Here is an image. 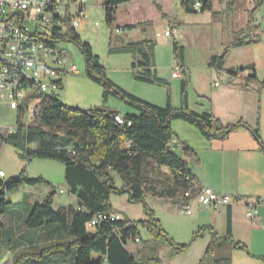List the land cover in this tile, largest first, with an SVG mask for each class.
Returning <instances> with one entry per match:
<instances>
[{
	"label": "rangeland",
	"instance_id": "rangeland-1",
	"mask_svg": "<svg viewBox=\"0 0 264 264\" xmlns=\"http://www.w3.org/2000/svg\"><path fill=\"white\" fill-rule=\"evenodd\" d=\"M181 1L133 0L122 3L115 8L113 20L108 24L102 1L87 0L86 16L77 34L82 42L90 45L92 53L104 67L105 75L115 86L160 107L165 105L167 98L173 108H179L181 105L180 82L183 76L178 79L171 77L173 71H179L172 52L173 38L184 48L182 65L190 76L191 89L192 86H196L199 90L209 91L213 89L214 81L223 80L229 76L228 71L231 70L238 75L236 80L244 83L252 68L257 79L264 80V2L257 6L256 0H212L210 9L186 12L181 6ZM171 25L177 28L176 37L164 35V31L171 28ZM241 36H246L253 42L240 46L230 45ZM142 40L152 42L154 70L159 78L167 82L166 84H149L134 80L133 72L141 69L133 70L131 63L137 60L138 56L109 52L110 49ZM64 47L75 62L77 71L64 79L61 97L63 105L81 111L105 107L108 110H116L121 116L138 114L135 107L118 96L110 95L103 101L102 85L88 76L78 46L73 42H66ZM224 49H227V53L221 76L217 75L208 63L212 55H219ZM242 68L244 70L240 71ZM262 106L264 109V101ZM16 122V113L2 105L0 134L5 135L10 127L16 126ZM262 124L263 129L262 132L259 131V135L264 143V122ZM171 129L173 139L170 147H200L211 143L202 137L193 125L182 120L171 121ZM231 138L227 143L234 144L236 137ZM215 143L214 147L219 145V142ZM0 170L4 172L2 182L18 177L22 173L30 178L41 179V182L34 185H22L6 196L7 200H13V203L7 204L1 219L5 227V236L0 243V264H73L76 251L74 245H69L68 253L60 247L52 248V253L35 257L30 262H27V258H21L26 253H38L50 244L73 240L59 224H45L28 229L20 225L19 221V215L22 213L25 215L26 209L30 206L42 203L53 186L56 188L52 199L54 208L75 203L76 199L69 193L64 181L63 164L56 160L39 158L25 161L16 149L0 139ZM114 185L118 190L122 188V181L117 175H114ZM58 189H62L63 192L60 193ZM16 198L20 201L14 202ZM109 205L112 212L118 213L122 221H126V225L133 226L136 231L139 241L134 242L128 238L125 248L137 264L154 262L198 264L202 259L210 241L209 238L206 243L205 239L208 235L210 237V233L205 230L202 235L194 238V233L205 224L198 225L195 223L197 221H193L196 212L193 204L189 203L191 214L187 215L185 206L177 199L146 195L141 201L130 202L126 193L119 192L110 195ZM146 208L154 214L163 231L175 245L185 246L181 252L171 254L170 246L162 244L152 236L144 225L148 220ZM18 236H23V239H19ZM49 239L52 240L46 242ZM225 254L224 250H217L214 258H220ZM92 258H96V255L92 254Z\"/></svg>",
	"mask_w": 264,
	"mask_h": 264
},
{
	"label": "trees",
	"instance_id": "trees-1",
	"mask_svg": "<svg viewBox=\"0 0 264 264\" xmlns=\"http://www.w3.org/2000/svg\"><path fill=\"white\" fill-rule=\"evenodd\" d=\"M133 0H107L102 5L105 10V20L109 24L113 20L115 8ZM191 0H182L181 6L186 12H195L190 6ZM264 0H256L260 6ZM212 0H205L200 12L210 9ZM129 28L132 27L128 26ZM243 35V33H241ZM66 40L75 43L80 49L88 76L101 83L102 100L110 95L118 96L124 102L135 107L137 115L122 116L130 125H117L113 115L117 111L100 107L94 110L81 111L67 107L61 101L47 99L42 103L41 114L30 124L24 126L17 119L15 129L0 134V139L16 149L20 156L29 161L32 158L56 160L64 166V181L69 193L76 198V205L54 208L52 199L55 187H51L45 200L26 209L25 215H19L21 225L28 229L41 227L45 224H59L72 236L73 240L54 243L40 252L21 256L27 262L35 257L52 253L51 249L60 247L69 252V245L76 248L73 264H137L125 248L128 238L134 239L136 231L133 226H127L126 221L109 224H99L93 231L87 228L90 219L103 212H112L109 197L113 193H126L130 202L141 201L146 195L158 198L179 200L184 205L188 191L195 194L200 188L186 162L170 147L173 139L171 121L182 120L193 125L200 135L207 140H223L231 132L243 128L249 132L258 150L264 154V143L259 135L258 125L252 128L243 121L231 125H222L210 111L196 113L189 109L187 103V86L189 76L183 67L184 48L176 39H172V52L183 79L180 82L181 105L173 108L169 98L163 107L141 100L118 88L105 75L104 67L92 53L88 43L82 42L77 32L67 31ZM253 42L246 36L235 39L230 45L240 46ZM150 41L130 42L125 46L110 49L109 52L130 53L138 56L131 63L133 79L164 85L167 82L159 78L154 70V49ZM227 49L219 55H212L208 66L217 75L223 71ZM244 69H240L243 71ZM230 77L236 72L228 71ZM245 86L254 85L264 91V80L257 79L254 68L245 77ZM33 145L31 148L30 146ZM183 154L191 156L193 151L183 147ZM114 175L122 181L118 190L114 185ZM3 178V177H2ZM0 178V243L5 236V227L1 221L8 201V193L22 185H34L41 179H34L24 173L2 182ZM148 220L144 222L152 236L162 244L171 247V254L181 252L185 246L175 243L163 231L154 214L145 209ZM205 230L210 233V241L204 255L198 264H230V256L214 258L217 250L226 248L228 252L243 251L252 256L247 247L235 241L231 234V215L226 212L225 234L218 236L210 225H204L194 233V238L202 235ZM52 240V239H51ZM57 240V237H56ZM92 254L96 258H92ZM18 264V263H17Z\"/></svg>",
	"mask_w": 264,
	"mask_h": 264
},
{
	"label": "crops",
	"instance_id": "crops-1",
	"mask_svg": "<svg viewBox=\"0 0 264 264\" xmlns=\"http://www.w3.org/2000/svg\"><path fill=\"white\" fill-rule=\"evenodd\" d=\"M179 74L181 77L180 72ZM236 78L238 75L224 77L219 82L214 81L213 89L204 91L196 86L189 88V76V109L196 113L210 111L222 125H231L238 121H243L252 128L258 125L262 132L264 91L251 84L245 86L243 81ZM215 82L218 83L217 86L214 85ZM247 132L238 128L223 140H210L211 143L200 147H189L193 151L191 156L183 154V147H171L186 162L200 188L207 187L218 195H229L236 199L234 204L217 210L199 206L195 199L189 201L196 209L193 221H197L195 223L198 225H210L218 236L225 234L226 212L230 211L232 237L244 244L252 255L237 250L228 252L226 248H222L225 256H230V264H264V154L258 150ZM232 136L236 137L235 143H227ZM215 142H219L216 147L213 146ZM17 201L20 199L14 200ZM75 205L76 201L72 206ZM250 207L255 211L253 218L246 216ZM18 238L23 239V236ZM209 238L208 235L206 243ZM48 241L51 239L46 240Z\"/></svg>",
	"mask_w": 264,
	"mask_h": 264
},
{
	"label": "built area",
	"instance_id": "built-area-1",
	"mask_svg": "<svg viewBox=\"0 0 264 264\" xmlns=\"http://www.w3.org/2000/svg\"><path fill=\"white\" fill-rule=\"evenodd\" d=\"M101 1L103 4L107 0ZM204 1L191 0L190 6L200 11ZM86 5L87 0H0V108L5 105L14 111L16 119L24 126L39 117L44 100L62 99L64 79L77 71L64 43L69 42L65 39L67 31L77 32L81 26ZM177 33L174 26L164 31L167 37H176ZM7 63L20 65V73H8ZM171 76L179 77V71H173ZM22 77H31V85L22 84ZM25 95H32V104H25ZM112 118L119 126L130 125L120 114ZM15 127H10L6 133ZM2 177L4 172L0 170ZM184 196L188 198L184 203L186 214L191 213L189 201L192 199L211 210L236 202L234 197L218 195L207 187L199 188L195 194L188 191ZM254 214L252 207L247 209V217L253 218ZM121 220L116 212L98 213L87 223V228ZM131 240L137 242L139 238Z\"/></svg>",
	"mask_w": 264,
	"mask_h": 264
},
{
	"label": "bare ground",
	"instance_id": "bare-ground-1",
	"mask_svg": "<svg viewBox=\"0 0 264 264\" xmlns=\"http://www.w3.org/2000/svg\"><path fill=\"white\" fill-rule=\"evenodd\" d=\"M0 64H1V57H0ZM7 72L20 73V65H16L14 63H7ZM22 84L31 85V77H22ZM25 104H32V95H25Z\"/></svg>",
	"mask_w": 264,
	"mask_h": 264
}]
</instances>
